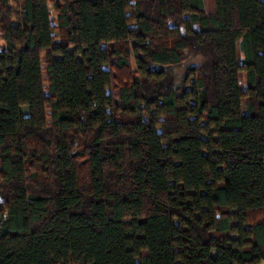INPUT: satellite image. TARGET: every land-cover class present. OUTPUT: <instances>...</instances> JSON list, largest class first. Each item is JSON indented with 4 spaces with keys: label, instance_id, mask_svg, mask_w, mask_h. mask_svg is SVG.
I'll list each match as a JSON object with an SVG mask.
<instances>
[{
    "label": "trees",
    "instance_id": "1",
    "mask_svg": "<svg viewBox=\"0 0 264 264\" xmlns=\"http://www.w3.org/2000/svg\"><path fill=\"white\" fill-rule=\"evenodd\" d=\"M0 40V264L264 263L263 4L0 0Z\"/></svg>",
    "mask_w": 264,
    "mask_h": 264
},
{
    "label": "rangeland",
    "instance_id": "2",
    "mask_svg": "<svg viewBox=\"0 0 264 264\" xmlns=\"http://www.w3.org/2000/svg\"><path fill=\"white\" fill-rule=\"evenodd\" d=\"M48 9H49V11H50V14H51V17H54L55 16V13H54V6H53V3H51V2H49V4H48ZM2 46V42H1V40H0V47ZM182 73H183V71L181 70V71H179L178 72V76H181L182 75ZM144 226V225H143ZM142 225H136L135 226V233L136 234H139V235H141V236H144V234H145V226L143 227ZM145 242H146V238H144V240L143 239H140L139 240V243H141V245L143 246L142 248H145ZM146 247H147V245H146ZM146 249V248H145ZM261 264H264V263H261Z\"/></svg>",
    "mask_w": 264,
    "mask_h": 264
},
{
    "label": "water",
    "instance_id": "3",
    "mask_svg": "<svg viewBox=\"0 0 264 264\" xmlns=\"http://www.w3.org/2000/svg\"><path fill=\"white\" fill-rule=\"evenodd\" d=\"M261 4L264 5V0H258Z\"/></svg>",
    "mask_w": 264,
    "mask_h": 264
}]
</instances>
